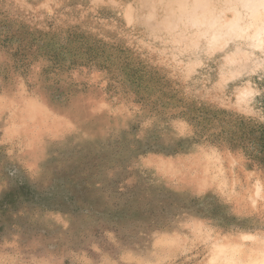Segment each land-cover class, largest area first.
Instances as JSON below:
<instances>
[{"label":"rangeland","instance_id":"1","mask_svg":"<svg viewBox=\"0 0 264 264\" xmlns=\"http://www.w3.org/2000/svg\"><path fill=\"white\" fill-rule=\"evenodd\" d=\"M245 4L0 0V264H264Z\"/></svg>","mask_w":264,"mask_h":264},{"label":"bare ground","instance_id":"2","mask_svg":"<svg viewBox=\"0 0 264 264\" xmlns=\"http://www.w3.org/2000/svg\"><path fill=\"white\" fill-rule=\"evenodd\" d=\"M258 1H261L262 2V4H261V6L260 7H262L263 8V10H264V0H245V6L248 8V9H251V10H253V12L251 13V15L253 16V17H255L256 16V7L255 6H253V5H255L256 3H258ZM263 14H264V12H263ZM237 16H238V14H237ZM239 19L236 17V19L233 21V22H231L230 23V25L231 26H233L232 27V32H236L237 31V33L238 34H240L241 32H242V29H241V25L239 24ZM261 31V29L259 30V32ZM259 35V34H258ZM263 36H264V33H263ZM259 46L260 47H262L263 46V48H264V39H263V41L261 42V40H259Z\"/></svg>","mask_w":264,"mask_h":264}]
</instances>
